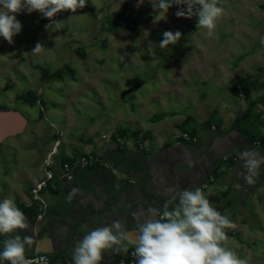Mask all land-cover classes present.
Instances as JSON below:
<instances>
[{
	"label": "rangeland",
	"instance_id": "obj_1",
	"mask_svg": "<svg viewBox=\"0 0 264 264\" xmlns=\"http://www.w3.org/2000/svg\"><path fill=\"white\" fill-rule=\"evenodd\" d=\"M218 6L224 14L211 37L197 29L198 17L175 15L187 5L174 4L154 23L149 0H87L76 13L57 14L59 25L48 29L39 12L16 14L21 32L12 44L0 37V114H18L25 126L0 138V201L25 211L23 197L50 153L59 150V160L96 153L109 143L104 136L117 133L170 146L202 124L217 126L225 109L223 133L250 110L238 127L264 147V0ZM177 30L179 42L162 50L163 33ZM37 42L45 49L32 54ZM243 80L257 86L249 96L234 87ZM223 187L233 197L229 246L247 264H264V167L252 185L236 178Z\"/></svg>",
	"mask_w": 264,
	"mask_h": 264
},
{
	"label": "crops",
	"instance_id": "obj_2",
	"mask_svg": "<svg viewBox=\"0 0 264 264\" xmlns=\"http://www.w3.org/2000/svg\"><path fill=\"white\" fill-rule=\"evenodd\" d=\"M228 113L230 110L225 109L217 115V126L210 127L207 123L198 126L195 135L190 134L196 142L179 141L176 136L173 144H160L158 148L151 147L149 141L142 142L144 146L141 148L131 140H126L123 147L108 143L96 153L85 149L80 156L92 154L100 158L102 164L76 167L74 179L70 182L57 179L55 189L45 196L48 207L42 221L38 222L33 209L29 208L30 190L23 197V213L31 227L21 230L20 234L34 238L32 248H26V257L46 254L51 264H74V248L80 239L87 232L110 224L113 220H126V227L134 238V212L152 208L162 211L161 206L168 203L174 193L185 188L195 190L212 175L216 176L217 182L204 195L228 217L233 197L225 193L223 184L227 180L233 182L236 178L244 180L239 174L243 171L239 152L252 149L264 156V147L256 145L258 142L251 143L250 137L241 128L235 127L236 119L241 114L234 118L233 131L223 133L222 130L227 132L223 120ZM56 152L58 164L62 161L72 162L80 157L67 154L59 160V150ZM227 165L231 167L227 168ZM73 189L78 191L69 202L67 196ZM177 202L178 198L169 204V209ZM3 238L0 237V240ZM132 250L134 246L128 245V253ZM128 253H106L101 264H119Z\"/></svg>",
	"mask_w": 264,
	"mask_h": 264
},
{
	"label": "clouds",
	"instance_id": "obj_3",
	"mask_svg": "<svg viewBox=\"0 0 264 264\" xmlns=\"http://www.w3.org/2000/svg\"><path fill=\"white\" fill-rule=\"evenodd\" d=\"M87 0H0V37L9 44L13 37L22 30V24L16 14L39 12L51 21L45 25L48 29L59 25L54 17L64 11L76 13L86 6ZM154 10L153 22L166 20L169 8L180 7L175 13L179 17H198L197 29H205L208 37L213 36L217 21L223 16L224 8L218 6L219 0H149ZM182 37L180 31H165L159 43L162 50L176 45ZM264 44V39L261 40ZM45 49L37 42L32 54ZM243 171L240 175L252 185L259 170L264 165V156L255 150L244 149L239 152ZM73 189L67 196L70 202L77 193ZM178 202L169 209V204ZM155 208L134 212L136 233L133 238L126 225L127 221L113 220L110 224L97 227L87 232L74 248V264H101L105 254L128 253V245L134 246L132 256L134 264H247L237 252L229 246L226 229L235 225L215 208L200 189L185 188L174 193L168 203ZM30 224L13 200L0 201V264H48L47 256L36 260L28 259L26 248H32L33 236L21 235V230H28Z\"/></svg>",
	"mask_w": 264,
	"mask_h": 264
},
{
	"label": "built area",
	"instance_id": "obj_4",
	"mask_svg": "<svg viewBox=\"0 0 264 264\" xmlns=\"http://www.w3.org/2000/svg\"><path fill=\"white\" fill-rule=\"evenodd\" d=\"M242 95V94H241ZM63 135V133H61ZM107 142L114 143L116 146L123 147L126 145L127 141L125 138L121 137L119 133L114 136H104ZM179 139H183L185 142H196L195 138H192L190 134H181L177 136ZM134 144H137L141 148L142 143L139 140L132 141ZM256 145H260V143H256ZM53 155V158L51 156ZM57 152L50 153L48 159H45L43 162V177L38 180L30 189V203L29 208L33 209L35 219L40 222L42 221L44 214L47 210V201L45 199L46 194L54 190L56 187V180H65L72 181L74 179V169L76 167H91L95 165L102 164V160L92 154L82 155L75 161H62L58 164L57 162ZM217 182V178L215 175L210 176V178L203 183L198 189H200L203 193L207 190L211 189ZM130 251L125 258H123L119 264H134V257L132 256V252ZM39 256H47L48 264H51V259L46 254H35L33 256L27 257L31 260H36Z\"/></svg>",
	"mask_w": 264,
	"mask_h": 264
},
{
	"label": "water",
	"instance_id": "obj_5",
	"mask_svg": "<svg viewBox=\"0 0 264 264\" xmlns=\"http://www.w3.org/2000/svg\"><path fill=\"white\" fill-rule=\"evenodd\" d=\"M24 126V119L18 114H0V138L18 134L23 131Z\"/></svg>",
	"mask_w": 264,
	"mask_h": 264
},
{
	"label": "trees",
	"instance_id": "obj_6",
	"mask_svg": "<svg viewBox=\"0 0 264 264\" xmlns=\"http://www.w3.org/2000/svg\"><path fill=\"white\" fill-rule=\"evenodd\" d=\"M127 20V19H126ZM128 21H130L129 19H128ZM245 87L246 88V90H248V89H256L257 88V86H256V84L255 83H251V82H247V81H245V80H243V81H237L236 82V84L234 85V87L235 88H239V87ZM248 92V96L250 95V91L248 90L247 91ZM248 113H250V110H248L242 117H239V118H237L236 119V122H235V127L236 128H241V130H242V132H244V134L246 135V136H248V137H250V138H252V140H253V142H259L260 144L262 143V141H261V138H258V137H255V136H249L247 133H248V131H246L245 129H243L241 126L242 125H240L239 127H238V125L240 124V122L241 121H243L244 119L243 118H245V116L248 114ZM249 115V114H248ZM256 139V140H255ZM261 141V142H260Z\"/></svg>",
	"mask_w": 264,
	"mask_h": 264
},
{
	"label": "bare ground",
	"instance_id": "obj_7",
	"mask_svg": "<svg viewBox=\"0 0 264 264\" xmlns=\"http://www.w3.org/2000/svg\"><path fill=\"white\" fill-rule=\"evenodd\" d=\"M65 12V11H64ZM69 15V14H68ZM43 21V20H42ZM59 22V21H58ZM60 24H63L62 21L60 22ZM65 24V23H64ZM32 40V39H31ZM55 40V39H54Z\"/></svg>",
	"mask_w": 264,
	"mask_h": 264
}]
</instances>
